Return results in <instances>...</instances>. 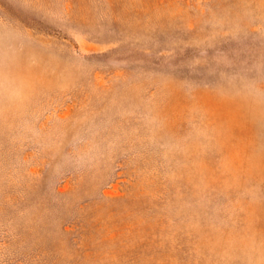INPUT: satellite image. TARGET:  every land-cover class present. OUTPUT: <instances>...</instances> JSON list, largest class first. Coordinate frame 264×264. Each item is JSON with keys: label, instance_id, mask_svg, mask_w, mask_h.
Here are the masks:
<instances>
[{"label": "rangeland", "instance_id": "rangeland-1", "mask_svg": "<svg viewBox=\"0 0 264 264\" xmlns=\"http://www.w3.org/2000/svg\"><path fill=\"white\" fill-rule=\"evenodd\" d=\"M0 264H264V0H0Z\"/></svg>", "mask_w": 264, "mask_h": 264}]
</instances>
